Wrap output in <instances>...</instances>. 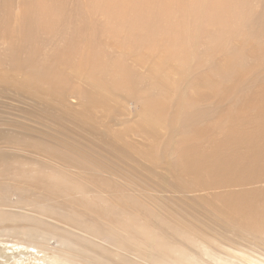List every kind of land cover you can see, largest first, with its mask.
<instances>
[{"label": "bare ground", "instance_id": "1", "mask_svg": "<svg viewBox=\"0 0 264 264\" xmlns=\"http://www.w3.org/2000/svg\"><path fill=\"white\" fill-rule=\"evenodd\" d=\"M251 3L252 0H0V65H7L9 68L5 69L21 75L18 78L15 72L0 74V93L8 95L11 102L13 100L19 107L14 109L32 121L46 119L56 125L66 122L77 128L81 125L88 129L84 134L92 137L97 135L95 130L98 128L94 127L96 117L102 118L98 112L102 111V116L113 113V97L115 106L120 99L126 100L124 105L129 100H137V118L128 121H132L129 126L135 125L134 131L144 137L145 142L140 143L145 149L137 151L134 143L122 139V134H112L114 131L111 132L109 125H104L105 132L102 134L109 136L99 139L102 147L111 149L120 159L129 156L147 160L154 169L164 162L168 171L165 176H170L173 181L167 182L163 180L166 177L161 175L156 177L164 187L184 195L216 188L217 185L243 183L244 179L254 182L264 178V73H256L259 76L251 78H248L250 74L245 77L242 73L244 69L251 70L248 58L262 62L264 52L261 48H254V53L250 54L251 49L245 47H222L220 49L224 54L218 59L213 47L200 49L198 46L203 40L207 45L218 42L224 35L227 36L228 30L233 33L231 29L248 28L254 22L256 24L257 19H264V14L257 19L252 17L256 16L253 12L258 11ZM235 19L245 20L236 23ZM246 32L241 30V33ZM225 39L228 41V38ZM158 50L168 53L153 62V52ZM79 57L82 60L80 65L77 63ZM135 57L137 65L142 67L144 64L143 72L129 62ZM223 58L225 62H222ZM173 59L177 60L171 65ZM87 65L86 87L82 90L76 88L70 93L73 98H82L76 110L73 101L69 100L70 95H66V89L70 82L78 80L75 73L74 77L66 69L79 66L86 70ZM252 83L255 86L251 87ZM177 93L179 95L174 98ZM21 104L29 107L24 109ZM225 114L234 118L229 125L223 122L222 115ZM126 115L125 112L124 116L129 117ZM243 123L246 124L244 127L241 126ZM4 132L0 131V148L3 145L1 140L14 137H8ZM6 133L9 134L8 131ZM174 135L179 136L173 139ZM130 138L133 139L131 135ZM206 142H209V150L203 148ZM35 145L41 146L42 143L37 140ZM3 152L0 151V172L7 174L3 177L8 179L9 173H4L2 168L12 170L9 163L11 155ZM49 177L51 175L42 178L44 184L50 186L46 188L49 191L50 188H59L70 193L73 187L80 184L74 179L67 182L69 185L65 181L58 184L49 181ZM21 183V180H8L6 184L0 181V194L5 203L10 202L7 196L22 192ZM235 184L239 186V183ZM256 189L263 191L264 188ZM250 190L238 191L236 195L225 193L222 198L227 210L238 213L229 219L231 224L256 230L264 224V192L252 194ZM26 196L19 197L18 201L25 199L29 205L35 202L33 206L40 207L39 199ZM6 205L8 208L4 211L8 213L0 211V222L5 219L28 220L31 217L34 221L38 219L37 225L52 224L42 216L30 215L28 207H24L23 211H14L11 204ZM42 206L40 213H43ZM117 210L105 208L108 216L115 218L110 219L111 224L107 227L86 219L81 211L80 215L77 213V218L71 217L85 228V233L78 237L89 241L92 246L96 243L103 246L105 239L110 242L111 237H120L110 243L111 255H121L120 250L133 254L134 258L128 255L131 264H145L141 261L150 264H237L209 249H206L209 257L206 261L192 255L176 241L166 239L154 242L157 240L151 239L154 243L145 244L140 243L132 233L123 236L121 232L131 225V220L121 217L124 210ZM117 221L120 225L116 224ZM69 222L67 219L66 223ZM147 224L145 222L141 227L149 228ZM37 225L34 229L20 231L31 237L29 240L34 243L30 247L37 252L36 264H108L106 257L96 256L90 251L91 245L87 244L91 247L88 250L70 237L58 234V228L70 233L71 228L60 225L47 231ZM56 237L60 246L49 247V240ZM94 238L103 239V242H96ZM37 242L43 246L46 244V247L37 250ZM142 244L144 248H132ZM1 246L0 264H31L27 263L29 256L23 253H20L21 257L14 256L13 248L5 243ZM125 262L129 263L128 260Z\"/></svg>", "mask_w": 264, "mask_h": 264}, {"label": "rangeland", "instance_id": "2", "mask_svg": "<svg viewBox=\"0 0 264 264\" xmlns=\"http://www.w3.org/2000/svg\"><path fill=\"white\" fill-rule=\"evenodd\" d=\"M251 4L252 7L254 6L253 9L258 11V13L253 12L254 15H256L252 16L254 19H257V16H261L260 14H264V0H252ZM235 20L236 23H242L245 19L239 21L237 19ZM257 20L256 24L254 22V26L249 25L248 28L239 27L238 29H235L237 32L231 29L233 32L231 33L228 30L226 35L229 37H225L224 35V37H221L222 39L218 40V42L216 41L207 45V42L203 40L198 46L200 49H203L205 46L213 47V49H216V52L214 53L215 58L218 59L223 57L224 53L220 49L222 47H245L251 49L249 51L250 54L254 53L252 51L254 48H261L264 52V26H262L264 25V19L259 18ZM241 30L248 32L244 34L241 33ZM225 38H228V41ZM167 53L168 51L164 50H158L156 53L153 52V62L155 60H160L165 56L164 54L167 55ZM88 56L91 58V54H88ZM77 60L78 65H80L82 62L81 57ZM176 60L173 59L171 65ZM136 61V57L129 60V62L137 69L144 71V69H142L144 64L141 67L140 65H137L138 63ZM88 62H90V60ZM222 62H225L224 58ZM247 63L251 64V70L247 69V71H245L246 69H244L242 74L245 73V77L250 74L248 78H251L252 76H259L256 73H264V61L261 62L256 58H248ZM4 67H7V65H0L1 75H11V73L15 72L16 74H13L18 78H21L19 72L7 69L9 67L6 69ZM88 67L89 65H87L86 70L79 66L66 69L68 72H72L73 75L75 73L77 79L74 78L75 75L73 78L78 80L76 82H70L66 89V95H70L69 100L73 101L72 105L76 110L79 109V104L82 103V98H73L70 93L75 92L76 88L82 90L86 87V73ZM79 73H81V75H79ZM263 76L264 75L262 74V77ZM80 80H83V82ZM41 85L44 84L41 83ZM253 86H255V84L252 83L251 87ZM17 95L18 94H16V96ZM178 95L179 93H177L174 98ZM114 100L115 98L113 97L111 99V105L113 108L111 116H102V111L98 112V115L102 117L100 119L99 117H96L94 123V127L98 128V130L94 129L98 136L96 135L95 137H92L88 134H84L88 129H84L81 125L78 127L82 129L66 122V124L63 123L62 125H56L46 119L42 122L32 121L26 118L25 114L22 115L21 112L14 109L19 107L15 106L17 103H14L13 100L11 102V98H8V95L0 93V115H2L0 116V131L4 132L5 130L4 133L7 134L8 137L14 136L11 139H5V141L1 140L3 145H1L0 151L4 150L5 152L3 153H9L11 155L9 163L12 170H4L2 168L4 173H9V176L8 179H5L3 176H6L7 174L4 175L1 171L0 181L5 182V184L8 180H21L22 182V192H14L10 197L7 196L10 202L5 203L6 200L0 194V211L4 214L8 213L4 211L5 208H8V205L6 204H11L13 207L12 210L14 211H23L25 210L24 207L26 209L28 207L30 209V215H36V217L42 216L52 222L50 226H46L44 224L37 225L38 219L36 218L37 220L34 221L35 219L31 217L29 219L24 218L28 220H2L0 222V249L3 248V246H1L2 243H5L7 247L13 248V253L11 251L8 252L17 257L20 253H23L24 256H29L27 263L36 264L37 261L35 255L37 252L33 247H30L34 243L29 240L31 237L20 233V231L25 228L34 229L36 225L39 226L40 229L48 231L61 225L69 229L71 228V233L62 228H58L57 231L60 236L70 237L73 241H76L79 245H83L82 247L87 249L92 247V250L90 251H93L96 256L98 255L102 258L106 257L108 264H131L129 256L134 258L133 254H127L126 251L120 250L121 255H118L117 257L111 255L112 247L110 246V243L117 241L120 237H111L110 242L109 239H105L103 246L97 243L94 244L95 246H92L89 241L78 237L82 233H85V228L79 225L76 220L71 219V217L77 218V213L80 215L81 211L84 213L86 219L97 221L99 225L107 227L111 224L110 219H115L114 217L111 218L108 216L104 211L105 208L110 207L118 209L117 211H125L121 217L131 220V225L127 228L124 227L121 233H123V236L130 233L134 234L135 237L139 239L140 243L144 242L145 244H149L154 241L151 239L157 240L154 242L168 239L169 241H176L181 244L183 248L185 246V249L192 255L206 261L209 260V257L206 254V249H209L215 254L220 255L222 258L229 259V261L237 264H264V224L256 230L243 229L236 224H231L232 222L229 219L233 215H238V213L227 210L226 203L222 198V195L225 193H235L236 195L238 191V193H240V191H249V189H251L250 192L252 194L257 192L260 193L262 190L256 188H264V178L255 180L254 182L250 181V179H244V184L239 181L231 183L232 185L227 184L228 186H224L226 184L222 185V187L217 185L218 187L216 188L210 187L206 188V190L188 192L186 195H184V193L181 194L182 192H176L172 190V188L168 189L164 187L159 178L156 177L160 175H168L164 162H161L159 167L154 169L147 160H138V158L129 156L120 159L118 154L99 144V139L103 140V138L105 139L109 136L102 135L105 132L104 125H109L111 126V132L114 131L112 134H122V139H124L125 142L134 143L137 151L145 149L141 144L145 142L144 137L141 133L134 131L135 125L131 124V126H129V123H132V121H128V119L137 118L139 102L132 99L127 102V106L124 105L126 100L123 101V99H120L118 101L119 104L115 106L113 103ZM21 105L24 109L29 107L27 104ZM125 112L127 114L126 116L129 117L124 116ZM222 116L225 120L223 122L226 125H229L232 122L231 120H234V118L231 119L230 114ZM245 125L246 124L243 123L241 126L244 127ZM7 131L9 134L6 133ZM216 133L221 132L216 131ZM130 135L133 139L130 138ZM15 136H17V138ZM30 136L34 138H29ZM178 136L179 135H174L173 139H177ZM18 137L21 140H19ZM37 140L41 141V146L35 145ZM203 148L209 150V142H206V145L203 144ZM17 163L19 167L16 165ZM43 164H45V166ZM49 175H51V177L48 178L49 181L59 182L58 184L65 181V184L69 185L67 182L74 179L76 182L79 181L81 185L79 184L77 187H73V190L69 188L73 191H70V193H67V191H65L66 189L63 191V189L57 188L56 191L55 189L52 190V188H50V191L52 190L51 194L53 192L51 195L50 191L47 190L50 186L44 184L42 181L43 176L47 177ZM186 179H189V177ZM163 180H167V182L173 181L170 176ZM34 181L36 184L33 183ZM246 181L250 182L246 183ZM29 182L31 184H29ZM234 183H239V186H237L238 184L234 185ZM25 185H27V187ZM42 192L43 194H41ZM262 192H264V189ZM21 193L22 196L28 195L26 198L32 196V199H39V201H37L39 202L40 207H34L33 204L35 202H31L29 205L28 202H25V199L19 202L18 198H22ZM84 195L86 198H83ZM41 205H43V213L39 212ZM69 212L70 214L67 215ZM67 219L70 221L69 224L66 223ZM262 221H264V219ZM145 222L148 223L147 225L149 228L141 227ZM116 224L120 225L118 221ZM5 230L7 232H5ZM8 239L11 241H8ZM12 240L14 242H12ZM94 240L96 242H103V239L99 238H94ZM13 244H15L16 247H11ZM87 244L89 246L91 245V247ZM35 245L37 250L40 249V247L41 249L42 247H46V244L43 246V244L39 242ZM48 245L49 247L52 246L51 248H58L60 246L59 238H52L49 240ZM132 248L137 250L144 248V246L142 244L141 246H133ZM44 250L46 251V249ZM30 253L33 254L31 255ZM50 254L52 253L50 252ZM23 255H20V257ZM127 260L129 263L125 262ZM141 262L150 264L146 261ZM40 264H44V262H41Z\"/></svg>", "mask_w": 264, "mask_h": 264}]
</instances>
